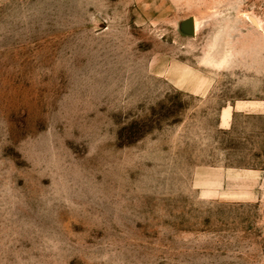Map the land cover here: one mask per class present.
<instances>
[{
	"label": "rangeland",
	"instance_id": "1",
	"mask_svg": "<svg viewBox=\"0 0 264 264\" xmlns=\"http://www.w3.org/2000/svg\"><path fill=\"white\" fill-rule=\"evenodd\" d=\"M0 264H264V0H0Z\"/></svg>",
	"mask_w": 264,
	"mask_h": 264
},
{
	"label": "bare ground",
	"instance_id": "2",
	"mask_svg": "<svg viewBox=\"0 0 264 264\" xmlns=\"http://www.w3.org/2000/svg\"><path fill=\"white\" fill-rule=\"evenodd\" d=\"M243 104H240L238 107L241 109V108H243ZM227 115H229V113L227 114Z\"/></svg>",
	"mask_w": 264,
	"mask_h": 264
}]
</instances>
